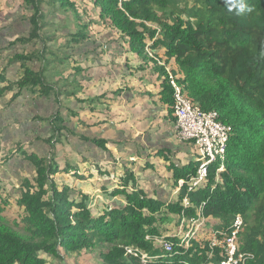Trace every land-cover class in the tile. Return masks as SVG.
I'll return each instance as SVG.
<instances>
[{"label": "trees", "instance_id": "trees-1", "mask_svg": "<svg viewBox=\"0 0 264 264\" xmlns=\"http://www.w3.org/2000/svg\"><path fill=\"white\" fill-rule=\"evenodd\" d=\"M79 1L84 7L91 6L92 27L113 31V43L120 51L111 58L119 66L114 73L123 79L121 66L139 73L153 71L159 80L157 101L173 112L169 68L193 104L216 111L219 120L231 127L224 169L216 172L219 164L212 163L206 180L189 190L190 180L196 175V161L173 166V184L178 187L179 180L184 183L177 188L173 201L166 202L141 189L133 171L126 168L119 177L120 187L105 193L115 198L114 204L100 200L96 204L94 196L59 183L55 177L70 174L84 179L87 176L81 171L90 165L89 158L83 157L73 162L65 159L66 166L59 167L54 147L68 128L58 112L49 119L51 132L46 141L52 149L50 154L28 156L35 171L22 181L15 200L23 208L21 227L11 225L4 217L7 197L2 196L0 185V264H46L41 254L61 258L62 252L79 253L100 246L106 248L100 252L105 264H220L224 250L211 246L212 237L223 238L237 215L243 221L237 234V254L252 255L242 264H264V0ZM11 3L32 10L28 36L16 41L35 43L38 48L13 56L23 73L14 84L0 87V95L16 85L18 93L24 88H38L45 95L52 92L56 99L73 95L80 104L94 100L81 99L77 92L68 90L76 84L74 73L79 72L74 47L93 37L87 17L82 20L78 14L77 0ZM49 8L71 11V17H76L75 31L65 34V42L50 32L46 17ZM129 55L136 64L129 63ZM30 60L38 62L37 70L27 65ZM69 63L73 73L59 76L50 85L46 71L62 73V66ZM104 73L110 74L107 70ZM131 89L127 86L128 91ZM122 90L118 88L114 93ZM80 108L85 106L68 109L67 118H79ZM78 136L107 149L106 139ZM169 218H173L175 227L186 224L183 227L187 230L191 220L198 224L211 222V238L202 241L195 236L185 247L178 238L168 236L166 229L159 228ZM156 236L172 243L173 250L159 247ZM141 254L150 258L143 261Z\"/></svg>", "mask_w": 264, "mask_h": 264}, {"label": "crops", "instance_id": "crops-1", "mask_svg": "<svg viewBox=\"0 0 264 264\" xmlns=\"http://www.w3.org/2000/svg\"><path fill=\"white\" fill-rule=\"evenodd\" d=\"M1 2L2 0H0V4ZM17 4L18 3L13 4L10 10H12ZM6 5L8 4L5 3L0 8V21L2 20L4 11L3 9H5ZM1 35L2 34L0 33V36ZM21 37L26 36H14L11 41H9L7 45H5L7 46V50L14 46H16L17 48L10 51L8 56H6L7 58L5 57L6 60L4 62L0 57V74L3 79L0 81V87H4L8 84H14V82L17 81L23 73V69L20 63L16 60H13V56L22 52L31 53L38 48V45L35 43H20L16 41L18 38ZM3 41L5 43L6 39L4 38ZM79 46L81 48H76V52L78 53L75 52L78 55L77 60L79 72L74 73V78H77L76 84L70 85L68 90H74L75 92H77L78 97L81 99H87V97L95 98L90 103L80 104L73 97V95L69 97L61 96L59 97V99H56V96L52 92H50L48 95H45L42 94L38 88H24L18 93V88L16 87V85L11 86L10 89L5 90L0 95V158H4V163L2 165V161H0V185L3 188L2 195H6L7 199L12 198L15 201L19 197L20 186L22 181L25 178L31 177L34 174L35 167L32 161L28 159V156H30L31 154H34L38 157L48 156L52 151L51 147L46 141L51 132L49 119L58 112L63 116V118H65L63 124L68 128V130L63 131L64 135L62 137V141L57 142L54 147L57 155L55 156L56 161L60 168L66 166L65 159H68L66 155L67 150L65 148L61 155L58 154V144H63L64 137H69V135L71 134L76 135L77 138L81 141L88 140L81 139L78 135H82L86 138L92 139V137L87 133H80L78 130H76V127L81 131L83 129L102 131L110 128V132L114 133V128L119 126V124L122 122V125L128 123L130 119H133L132 116L136 115L135 113H137V111L141 113L142 117L147 116L151 118L152 121H157L156 125H154L150 130H146L149 131L148 145H155V147L149 148L147 146H141L140 150L138 149L134 152L135 154H129L128 156L121 155L120 157H116L120 158L122 161H125L124 165H122V162L119 160V162L114 164L113 168H105L102 164L98 163L99 161L97 162L96 160H93L90 154L86 155L84 153H81L80 156H78V158H76L74 161L80 160L83 157L89 158L90 165L87 169L81 171L84 175L87 176L86 178L76 179L70 174L65 175L64 178L60 174H57L55 176L59 183L68 184L72 188L78 187V190H82L83 192H92V190L96 188L94 182H85L88 179L97 176L98 173L97 175L95 173V171L97 170V172H108L103 173L104 177L106 179H109V184L106 186H102V188L104 189L102 193L110 192L112 189L120 187L122 181L119 177L124 173L126 168H129V165L133 164L134 162H136L135 165L138 166V168L134 170H132L131 168L129 169L133 171L135 177L137 178L138 185H140L141 189L147 190L146 184H143V176L145 175V173H157L161 175L164 172L169 173L166 174L169 175V183L167 185L169 188L172 187L171 183H173V166H182L189 163H195L194 161L196 158V151L192 143L187 141H180L179 139H177L173 112L171 111V109H167L165 106L160 105L157 101V92L159 91V80L157 78V75L150 70H144L139 73L134 72L132 69H129L126 66H121V69L123 68L122 71L125 76L122 80V78L118 74L114 73L113 70L108 71L110 74L104 73V71L106 70H104L103 68L102 61L98 60V62H96V60H93L92 58L88 57L85 54L86 50L83 48V45ZM129 58L130 61L137 62L135 58H133L131 55H129ZM98 63H100L99 65H102V69L100 70V75L98 77H94L92 76L93 69L98 66ZM129 63L132 64L131 62ZM27 65H29L34 70H37L39 68V64L35 60L28 61ZM87 66L90 67L87 69ZM118 67L119 66L117 64L114 65L115 70L118 69ZM90 68L92 69V72L91 74H88V70H90ZM131 71H133V73H130ZM55 72L58 71L55 69H48V71H46L47 80H49L50 85L59 76L63 77V72H58V76H55ZM69 73H73V71L70 72L69 70L64 75V77H66ZM109 76L110 78H108ZM69 81H71V79H69ZM122 81L124 83L126 82L125 84H128V87L132 89L130 91H126V100L124 101V104L121 105L119 103L120 98H117L118 94L114 92L118 88L123 87V84L121 83ZM124 90L125 89H123L122 91ZM73 99H75L77 105H75V107L73 108H69L66 106L64 109V105H66V102L73 101ZM57 100H60V102ZM41 105H43L41 109L45 107L44 109L46 110L43 111L42 115H40V113L42 112L38 111L40 109H38V107ZM55 105H57L58 107L56 111L54 110ZM82 105L85 106V109L80 108L79 118L71 115H68L67 118L66 114L68 109L77 110ZM49 108L51 111H53L51 114H48L47 110H49ZM63 109L64 112L62 111ZM19 110L22 113L25 112L27 116H32V119L36 121L35 124L37 126H45L46 132H49V135L41 136L35 133V138H31L34 139L33 143L32 141L30 142L31 145H29V143L25 142L24 140L22 142H19V139L22 138L23 134H25L24 128L21 125L15 128H13V126H11L10 128L9 126V124L13 122L11 117L12 114L14 112H17V114H19ZM8 115H10V120L12 122H9ZM157 116L159 117L157 118ZM67 121H69V125H66ZM99 121L102 123H98ZM42 123H45L46 125H43ZM15 129L17 131L19 130L20 134H12V137H10L9 133L15 132ZM156 132H162L164 134V137L166 138V143L175 145L176 150L173 151L172 146L165 147L160 143H158L156 146V142L150 140L153 137L152 134ZM136 135L137 134H134V137ZM94 136L96 135H93V137ZM106 140L108 141V143H111L112 152L115 147L117 148V152L120 153H122L123 149L126 148L125 146H123L122 143H118L116 141L115 143H112V141L108 139ZM18 148L19 150L18 152H16V149ZM44 149H48L47 153H45ZM143 154L146 156V158L143 157ZM180 154H182L183 157H181ZM113 155L115 156L114 152ZM98 168H100V170ZM4 170L10 171L13 177L22 178V180L19 181L18 188L16 189V193L14 194H10V188H12V185H9L10 188H8V184L6 183L7 181L4 180V176L1 173ZM177 188L178 187H176V189ZM93 196V202L95 203L99 202V200L104 201L103 198H96L95 195ZM117 200L120 201V199ZM199 223H201V221H199Z\"/></svg>", "mask_w": 264, "mask_h": 264}, {"label": "rangeland", "instance_id": "rangeland-1", "mask_svg": "<svg viewBox=\"0 0 264 264\" xmlns=\"http://www.w3.org/2000/svg\"><path fill=\"white\" fill-rule=\"evenodd\" d=\"M4 4L5 2L4 0H2L0 4V8ZM7 4L8 5H6L5 9H3L4 10L3 17H2V20L0 21V30H1L0 33L2 34L0 36V57L2 58L3 62L6 60L7 58L6 56H8L10 51L17 48L16 46H14L7 50V46L5 45H7V43L11 41V39L14 36H17V35L28 36L29 27H30V24L28 22V17H30L32 13V10L26 5H24L23 8H21L20 5L17 4L12 10H10L13 3H11V0H7ZM77 5H79L78 14L81 16L82 20H84L85 16L87 17L85 18L86 24H88L89 28H91L92 27L91 26L92 16L89 13L91 12L89 9L91 8V6L89 5V6L84 7L83 6L84 3H81L79 0H77ZM43 6L47 7V4L44 3ZM65 11L66 10L64 9L60 10L57 8L53 10L52 8H49V12L46 16L50 24L49 25L50 32H52L55 36H59V38L62 37V42H65V39H66L65 34H68L70 31H75V28L73 26L75 24L74 21H76V17L75 18L73 16L71 17L70 15L71 11L70 12H67V11L65 12ZM98 26H102V24H99ZM92 30H93L92 31L93 37H91L83 45V48L86 50L85 54L88 57L92 58L93 60H96V62H98V60L99 61L101 60L103 63V66L104 64H106L103 67L105 70L114 71V63H112L113 60H111V58L113 54H116V53L118 54L120 51L116 43H113L114 41L113 31H111L110 29L107 30L101 27L99 28L92 27ZM4 38L6 39L5 43L3 41ZM79 47L80 46L78 45L74 48H79ZM77 58H78V55L76 57V60ZM131 63L136 64L135 61ZM99 64L100 63H98V66H96L93 69L92 76L94 77H98L100 75V70L102 69V65H99ZM62 70H63V76H64L70 70V64L63 65ZM91 72H92V69L90 68V70H88V74L89 73L91 74ZM58 75L59 73L55 72V76H58ZM121 83L123 84L122 88L125 90L122 91L123 93L122 92L119 93L117 95L118 96L117 98H120L119 103L122 105L124 104V101L126 100L125 95L127 94L126 91H127L128 84L126 85L123 81ZM75 105H77L75 99H73V101H67L66 105H64V109L66 106L69 108L70 107L73 108L75 107ZM42 106L43 105L38 107V109L40 108L38 111L42 112L40 113V115L43 114V111H46L44 109L45 107L41 109ZM57 109L58 107L57 105H55L54 110L56 111ZM64 109L62 110L63 112H64ZM47 111H48V114H51L53 112L50 110V108ZM19 112H20L19 114H17V112H14L12 114L11 117H12L13 122L10 120V115H8L9 122H12L11 124H9L10 128L11 126L15 128L20 125L24 128L25 134H23L22 138L19 139V142H22L24 140L25 142H28L29 145H31L30 142L32 141L33 143L34 141V139H31V138H35V133L41 136L49 135V132H46L45 126L40 127L41 125L37 126L35 124L36 121L32 119V116L31 117L27 116L25 112L22 113L20 110ZM135 114L136 115L132 116L133 119H130L128 123L122 125L123 123L122 122L119 124V126L114 128L113 130L114 133L110 132V128L107 130H102V131H94V130H89V129L88 130L83 129L81 131L76 127V130H78L80 133H83V134L87 133L88 135L92 137V139L105 138V139L112 141V143H115V141L118 143H122L123 146L126 147L125 149H123L122 153L117 152V148L115 147L113 149V152L115 153V156H114L113 152L111 151L112 150L111 143H108L107 149L103 150L100 147L94 146V144L91 143L90 141H81L77 138L76 135L70 134L69 137L63 138L64 140L63 144L61 145L58 144L59 146L58 154L61 155L65 148L67 150V153H66L67 158L71 159L72 161L78 158V156H80L81 153H84L86 155L90 154L93 160H96L97 162L99 161L98 163L102 164L105 168H113L114 164L119 162V160L122 162L121 164L124 165L125 161H122L120 158H116V157H120L121 155L128 156L129 154H135L134 152L138 149L140 150L141 146H147L149 148L155 147V145L154 146L148 145L149 131H146V130L148 129L150 130L154 125H156L157 121H152L151 118L147 116L142 117L139 111H137V113ZM158 117L159 116H157V118ZM42 124L46 125L45 123H42ZM69 124H70L69 121H67L66 125H69ZM159 130H162V129H159ZM12 134L19 135L20 131L19 130L17 131L15 129V132L9 133L10 137H12ZM134 134H137V135L134 137ZM93 135H96V136L93 137ZM152 136L153 137L150 140H153V142H156V146L158 143H160L161 145H164L165 147L172 146L173 151L176 150L175 145L166 143V138L164 137V134L162 132H158V133L156 132L152 134ZM177 139H179L178 136H177ZM180 141H183V140H180ZM18 150L19 148L16 149V152H18ZM47 150L48 149L45 150V153H47ZM180 156L183 157L182 154H180ZM143 157L146 158L144 154H143ZM0 159H1L0 161H2L1 162V165H2L4 163L3 162L4 158L1 157ZM135 164L136 162H134L133 164H130L129 168H131L132 170L137 169L138 166H136ZM1 173L4 176V180L7 181L6 183L8 184V188H10L9 185H12V188H10V194L16 193V189L18 188L19 181H21L22 178L13 177L10 171H7V170H4ZM95 173L96 175L98 173V175L93 178L88 179L85 182V183H88V181H93L94 184L96 185V188L93 189L92 192L88 191V194H90L91 196L95 195L96 198H103L106 204H111V205L114 204L115 198H110L104 195L105 194L104 192L102 193V191L104 190L102 186L108 185L109 179H106L104 175L100 173V171L97 172L96 170ZM166 174H169V173L164 172L161 175L157 173H145V175L143 176V179H144L143 184L144 185L146 184L147 190L145 191L149 195L156 196L166 202H169V201H173L174 199L175 190L177 192V189H176L177 185L175 186L173 183H171L172 187L168 188L167 185L169 183V177H168L169 175H166ZM2 196L6 198V195H2ZM6 200H7V204L5 206V210L3 213L4 217L10 222L11 225L16 226V223H17V225L21 227L22 226L21 219L24 215L23 208L18 206L16 202L14 201V199L12 198H9ZM119 202H124V200L121 199ZM97 203L98 202H96V204ZM174 223L175 221H173V218H169L167 221L161 222L159 225V228L166 229L167 230L166 233H169L168 236H174L175 238H178L181 241V242L179 241L180 244H183V246L185 247L189 245L190 238H193L195 236H197V238L202 241H205L211 238L212 230L214 227L213 223L211 222L210 223L205 222V223L198 224L197 222H193L191 220L188 226V230H187L186 228L183 227V226H186V224H183V225L180 224L179 227H175ZM157 225H158V222H157ZM191 231L192 233H190ZM155 240H157V244L159 247H162L164 242L167 241L164 239V237H160V236H156ZM104 250H106L105 246H100V247H92L90 249H83L79 253L62 252L63 256L61 255V258H54L51 256H47L46 254H41V256L42 258L46 260V264H105L100 255V252H103Z\"/></svg>", "mask_w": 264, "mask_h": 264}, {"label": "built area", "instance_id": "built-area-1", "mask_svg": "<svg viewBox=\"0 0 264 264\" xmlns=\"http://www.w3.org/2000/svg\"><path fill=\"white\" fill-rule=\"evenodd\" d=\"M168 72V80L172 87L173 98V114L175 117L176 134L180 140L192 143L196 150L197 163L196 175L191 178V186L200 185L206 180L209 166L218 162L216 172L224 169L226 145L231 133V127L223 124L218 117L216 111H205L197 104H193L185 95L181 85L177 82L174 74L166 68ZM184 183L183 180L178 181V188ZM202 223V222H201ZM243 226L240 215H237L233 222L232 228L223 238L217 239L212 237L211 246H221L224 250V257L220 264H242L246 258L252 257L249 253H239L238 250V232ZM157 241V240H156ZM163 247L171 252L173 250L172 243L165 241ZM132 255H136L133 250H128ZM237 254V255H236ZM142 260H147L145 254H141Z\"/></svg>", "mask_w": 264, "mask_h": 264}]
</instances>
